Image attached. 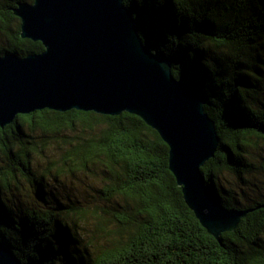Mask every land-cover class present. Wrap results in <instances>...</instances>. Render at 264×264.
<instances>
[{"label": "trees", "instance_id": "16d2710c", "mask_svg": "<svg viewBox=\"0 0 264 264\" xmlns=\"http://www.w3.org/2000/svg\"><path fill=\"white\" fill-rule=\"evenodd\" d=\"M33 1L0 0V55L45 49L21 36L14 12ZM125 2L145 44L216 122L209 188L228 208L263 205L264 154L253 143L264 140V0ZM0 153V241L24 264H264V207L221 240L210 234L169 168L168 144L136 114H18L0 126ZM78 173L95 182L92 203L51 187ZM23 178L34 190L24 201L14 195Z\"/></svg>", "mask_w": 264, "mask_h": 264}, {"label": "water", "instance_id": "95a60500", "mask_svg": "<svg viewBox=\"0 0 264 264\" xmlns=\"http://www.w3.org/2000/svg\"><path fill=\"white\" fill-rule=\"evenodd\" d=\"M14 12L21 36L45 49L0 55L2 128L18 114L45 108L136 114L168 144L169 168L210 234L221 240L264 207L228 208L209 188L202 168L219 148L216 122L200 93L145 44L125 0H34ZM0 264L24 263L0 241Z\"/></svg>", "mask_w": 264, "mask_h": 264}, {"label": "rangeland", "instance_id": "374dc122", "mask_svg": "<svg viewBox=\"0 0 264 264\" xmlns=\"http://www.w3.org/2000/svg\"><path fill=\"white\" fill-rule=\"evenodd\" d=\"M255 149H256V154H264V140H255L253 143ZM2 159L1 153H0V161ZM3 161V160H2ZM5 162V160H4ZM61 177V181H56L52 180V189L57 193V195L64 200L65 202H69L71 197H77L81 201L86 202H91L94 200V195H95V182L86 179L81 175L77 174V176L72 177ZM22 178V177H21ZM226 178V177H225ZM227 179L230 182H233L236 184V178L233 177L230 174H227ZM264 180V173L259 175L257 177V180ZM228 185V183H226ZM236 186H238L236 184ZM240 189V188H239ZM16 193L14 195L20 199L27 200L29 198V195H33V188L31 187V184L27 179L23 178L20 184L19 190H14ZM241 193V191H239Z\"/></svg>", "mask_w": 264, "mask_h": 264}]
</instances>
